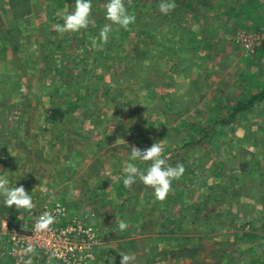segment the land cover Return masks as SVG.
<instances>
[{"label": "rangeland", "instance_id": "rangeland-1", "mask_svg": "<svg viewBox=\"0 0 264 264\" xmlns=\"http://www.w3.org/2000/svg\"><path fill=\"white\" fill-rule=\"evenodd\" d=\"M6 1L0 0V7ZM154 1L131 0L127 7L139 5L137 15L140 19L142 14L159 11ZM177 9H183L181 17L185 14L182 19L178 18L179 25L175 29L170 30L163 24L156 29L161 23L159 19L150 20L153 22L148 27L153 29L150 33H143L136 24L130 25L128 30L113 25V38L109 44L113 47L123 45L125 53L141 55L136 64L127 60L119 65L130 71L131 76L138 73L142 80L148 76L139 67L168 68L172 61L171 66L176 72L170 79L162 82L167 72L159 73L158 69L151 77L157 78V83L164 84L169 91L167 97L175 119L172 130L161 129L158 123L154 125L155 116L151 122V116L146 115L147 108L138 107L140 115L146 117L142 122L148 131L146 135L155 140L147 136V141L163 142L166 148H175L176 154L165 153L163 156L173 166L182 163L185 168L183 176L173 181L172 191L164 201H159L153 190L138 180L130 188H125L122 182L126 175L124 169L128 162H134L129 161L130 153L112 154L117 162L102 160L100 172L110 170L107 175H101L99 182H95L99 169L93 170L90 178L84 175L76 178V183L83 182L79 189L82 200H75L73 195L70 199L62 198L59 203H64L77 216L83 217L89 212L95 214L92 222L102 240L96 264H120L121 252L134 256L131 264H136L135 260L139 258L141 264H264V101L239 114L233 123H221L229 118L237 103L264 89V0H187ZM9 15L0 9V53H19V48L8 50L6 45L11 41L17 46L21 40H26V36L19 25L10 22ZM25 30L31 32L32 25H26ZM122 31L123 38L116 37L122 35ZM75 43H66L65 49L70 52ZM22 49L21 53H24ZM154 53L157 55L153 56ZM65 54L66 60L70 61L69 53ZM84 56L81 53V57ZM111 59L116 64L115 54ZM127 63L132 67L135 65L134 69ZM23 67L24 58L18 63V69ZM0 122L5 125L6 134L1 136L3 141L11 123H6L3 117ZM48 144L50 146V142ZM49 150L46 163L50 170L41 177L39 172L31 173L33 182L23 186L26 191L31 190L28 194L35 205L31 210L34 213L46 203L53 204L49 196H44V190L39 196L35 195L38 182L44 183L41 189L45 190L74 188L66 181L57 182L55 175L61 168L59 166L56 170L55 167L63 161H57L54 149L49 147ZM144 163L148 167L151 162ZM110 164L116 168L112 169ZM242 165H245V174L241 171ZM147 167L140 169L144 171ZM221 171L227 176L221 177ZM4 173L10 181L8 171ZM24 173L25 170L18 183H22ZM68 173V179L72 180L73 174ZM236 175H240L239 181ZM244 197L251 199L250 204L240 207L237 202L241 203ZM13 207L8 209V216L15 213ZM22 211L8 218L28 220L26 215L30 212ZM239 211L240 217L231 216V212ZM169 212L180 215L175 219L174 247L167 252L170 247L162 242L163 250H152L157 243L153 238L161 224H165L162 215ZM220 213L231 217L220 223ZM121 219L129 225L123 232L117 227V221ZM198 224L203 232L195 227ZM108 230L112 233L108 234ZM110 237L114 246L109 249L105 242ZM0 255H5L1 245Z\"/></svg>", "mask_w": 264, "mask_h": 264}, {"label": "crops", "instance_id": "crops-1", "mask_svg": "<svg viewBox=\"0 0 264 264\" xmlns=\"http://www.w3.org/2000/svg\"><path fill=\"white\" fill-rule=\"evenodd\" d=\"M106 2L107 0H92L91 19L94 24H90L87 29L79 32H69L63 35L57 33L52 26L57 23L63 24L62 16L65 12L74 10L75 0H30L32 12L20 19L14 18L10 0L0 7L6 10L8 15L10 14V22L19 25L26 36V40H21L17 46L11 42L6 45L8 50L19 48V53H8V51L0 53L2 64L0 67V119L3 117L6 123L8 121L11 123L8 135L3 141L1 136L6 134L5 125L0 124V175L8 171L10 187L29 186L33 182L31 173L34 172H39L40 177L44 176L50 170L47 164L50 147L54 149L53 153L57 161H63L55 167L56 170L59 166L61 168L55 175L56 178L58 177L57 182L66 181L76 190H69V188L64 190L59 187L45 190L41 189L44 183L38 182L39 187L36 191L34 190L35 195L39 196L44 190V196H49L53 203L70 199L69 197L73 195H75V200H82L79 189L83 182L76 183L78 181L76 178H81L83 175L90 178L93 170L97 171L103 165L102 160L104 159L108 162H117L112 154L124 155V153L131 152V146L144 150L153 144L147 141V136L154 139L146 135L148 131H145L144 124H142L146 117L140 115L138 106L147 108L146 115L151 116L150 121L152 116H155L154 125L158 123L161 129L165 127L168 131L172 130L175 121L174 109L170 107L167 86L159 85L157 78H151L158 69L159 73L167 72L162 82L170 79L171 75L176 72L171 66L172 61L170 60L168 68L139 67L137 64L141 72L148 76L142 80L137 76L138 73H133L136 76H131L130 71L120 67L121 63L127 60L136 64L141 55L132 52L125 53L123 45L111 46L109 41L113 38L112 32L106 44L101 45L97 41L95 47L92 45L90 37H98L99 31L103 28L101 26L109 23L107 20L101 21V17L105 15ZM26 25H32L31 32L25 30ZM123 36L122 31V35L116 37L123 38ZM66 43L76 45L69 52L65 49ZM21 49L25 52L21 53ZM65 53H69L67 57L70 61L66 60ZM81 53L85 56L81 57ZM112 53L115 54L116 64L112 63ZM156 55L157 53H154L153 56ZM23 58L25 67L18 69V63ZM127 65L133 69L135 67L128 63ZM142 110L146 109L142 108ZM164 136L162 135V138ZM6 138L8 141L5 140ZM160 143L164 148L163 154L172 152L176 154L175 148H166L163 142ZM183 147L187 153V146L184 144ZM98 158L99 161H97ZM133 162L139 168L147 167L142 161ZM121 165L125 164L121 162ZM110 166L112 169L116 168L112 164ZM23 170L25 173L22 183H18ZM108 170L110 168L100 172L99 169L97 174L94 173L97 178L94 181L99 182L101 175H107ZM68 172L73 174L72 180L68 179ZM224 172L221 171V177L227 176ZM236 176L240 178V175ZM35 178L39 177L35 176ZM0 200V234H4L8 230L7 224L12 221L8 217L17 216L23 211L22 209L17 210L14 206L12 209L15 213L8 216L9 208L3 203L4 197L0 196ZM250 200L244 197L242 202H237V204L243 207V205L250 204L248 202ZM240 212H231V216L234 217L236 214V217H240ZM35 215L36 213L32 211L26 216L31 218ZM179 216L171 215V212L166 216L162 215V219H166L165 224L162 223L156 232L153 240L157 243L152 250H163L164 243L162 242L168 245L167 248L170 247L166 249L167 252L173 249L175 244L173 236L176 233L175 219ZM231 216L220 213V223L222 219L225 222ZM195 227L203 232L199 224ZM111 233L112 231L108 230V234ZM112 240L110 237L108 242H105L109 249L114 246ZM4 258L7 256L0 255V264H13L14 259L10 256L8 257L11 260L9 263H4ZM139 259L135 260L136 264H141L142 261L140 262Z\"/></svg>", "mask_w": 264, "mask_h": 264}, {"label": "clouds", "instance_id": "clouds-1", "mask_svg": "<svg viewBox=\"0 0 264 264\" xmlns=\"http://www.w3.org/2000/svg\"><path fill=\"white\" fill-rule=\"evenodd\" d=\"M127 4H131V0H127ZM92 0H75L74 10L65 12L62 16L63 24L57 23L52 27L53 29L63 35L65 33H75L82 29H87L90 24H94L91 19L92 15ZM177 7L175 0H160L159 11L162 14H169ZM105 19L109 21L99 31L98 37H90L93 46L106 44L110 33L113 31V25L117 28L128 30L130 25L135 24L136 16L133 12L128 10L126 0H107L104 5ZM131 152L129 161L151 162L146 170L142 171L135 163L128 162L124 169L125 176L122 182L125 188H130L134 183L141 182L148 188L153 190L155 198L159 201H164L168 194L172 191L173 181L179 180L185 168L182 163H177L175 166L168 163L166 157L163 156L164 148L160 142H155L150 148L141 150L136 146L130 147ZM120 179L119 177L117 178ZM10 182L6 176L0 175V196L4 197L3 203L6 207L11 208L15 206L17 210L24 209L28 212L35 207L32 196L28 194L25 188L21 185L19 187H10ZM62 209L57 204L56 212ZM57 216L53 211H44L41 215L35 218L33 230L38 233L49 232L52 226L56 223ZM118 230L123 232L129 227L125 220L117 221ZM31 239V237H30ZM23 257L21 264H33V256L36 254V247L29 243L22 249ZM120 264H131L134 260L132 254L120 253ZM57 257L56 252H52L48 259V264H52V260ZM114 264V262H113Z\"/></svg>", "mask_w": 264, "mask_h": 264}, {"label": "built area", "instance_id": "built-area-1", "mask_svg": "<svg viewBox=\"0 0 264 264\" xmlns=\"http://www.w3.org/2000/svg\"><path fill=\"white\" fill-rule=\"evenodd\" d=\"M57 204L62 211L56 212ZM44 211H53L57 221L51 231L35 232V218ZM94 217L92 212L83 217L77 216L64 203H46L28 220H20L16 225L8 223L7 232L0 234V245L3 246V253L12 257L15 264H21L22 258H26L23 257L22 249L29 243L36 247L33 264H48L52 252L57 253L52 263L96 264L102 240L92 222Z\"/></svg>", "mask_w": 264, "mask_h": 264}, {"label": "trees", "instance_id": "trees-1", "mask_svg": "<svg viewBox=\"0 0 264 264\" xmlns=\"http://www.w3.org/2000/svg\"><path fill=\"white\" fill-rule=\"evenodd\" d=\"M147 1V0H146ZM187 0H175L177 7L179 8L181 5H184L186 3ZM155 5L159 6L160 0H155ZM154 4V3H152ZM127 0H126V6H127ZM131 5V4H130ZM10 6H11V12L14 15L15 19H20L24 16L29 15L32 12V9L30 7V0H10ZM176 9L174 11H172L171 13L165 15L162 14L160 11L155 10L152 11V13H147V14H142L141 18L139 19L138 15H137V10L139 8V5H135V7L130 6L129 7V11L133 12L136 16V26L138 25V29L142 30L143 33H150V31H153V29H149L148 27L153 24V22H150V20H154V19H159V22L161 21V23H159V25H157V28H160V24H163V26L165 25L166 27H170V30L175 29L176 26L179 25V21L178 18L181 17V12L183 9ZM185 12L182 14V17L184 16ZM103 16V14H101ZM181 17V19H182ZM101 21H106L105 19V15L103 17H101ZM158 24V22H156ZM133 24V25H135ZM11 41H9L10 43ZM264 101V89L261 91H258L254 94H252L251 96H249L248 98H246L243 101H240L239 103H237L234 107H232L230 116L227 120L221 121L222 124L227 125L230 123H233L239 114H242L244 112H247L248 110L252 109L254 106H256L258 103ZM264 159V158H263ZM257 163V162H256ZM241 171L243 172V174H245V165H242L241 167ZM240 174V175H243ZM243 177V176H242ZM237 181H239V178L237 179ZM20 220H18V218L13 219L11 221V224H19ZM5 261L10 262L11 260L9 258H4Z\"/></svg>", "mask_w": 264, "mask_h": 264}]
</instances>
